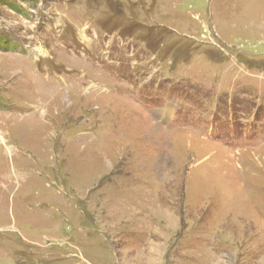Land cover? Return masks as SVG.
<instances>
[{"label": "rangeland", "instance_id": "374dc122", "mask_svg": "<svg viewBox=\"0 0 264 264\" xmlns=\"http://www.w3.org/2000/svg\"><path fill=\"white\" fill-rule=\"evenodd\" d=\"M0 264H264V0H0Z\"/></svg>", "mask_w": 264, "mask_h": 264}, {"label": "bare ground", "instance_id": "6f19581e", "mask_svg": "<svg viewBox=\"0 0 264 264\" xmlns=\"http://www.w3.org/2000/svg\"><path fill=\"white\" fill-rule=\"evenodd\" d=\"M188 138H189V137H187V143H188V141H190V145L192 146V144H193L194 142L191 141V140H189ZM190 139H191V138H190ZM192 140H193V139H192ZM187 143H186V144H187ZM190 145H189V144H187V146L184 145V146H185V147H184V150L187 151L188 149H190V148H191ZM194 146H196V145H194ZM182 147H183V145H182Z\"/></svg>", "mask_w": 264, "mask_h": 264}]
</instances>
